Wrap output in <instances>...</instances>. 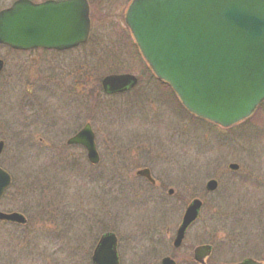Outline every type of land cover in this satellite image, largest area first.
<instances>
[{
	"label": "rangeland",
	"instance_id": "rangeland-1",
	"mask_svg": "<svg viewBox=\"0 0 264 264\" xmlns=\"http://www.w3.org/2000/svg\"><path fill=\"white\" fill-rule=\"evenodd\" d=\"M13 1L0 0V8ZM129 1L90 0V40L101 44L84 48L91 66L88 116L96 134L98 151L110 161L108 156L116 154L114 141L117 137L123 141L127 156L137 155L135 147L138 145L144 149L155 147L163 157L154 161L152 157L141 160H152L158 175L167 165H172L171 172L180 171L173 166L174 162H196V171L204 181L202 190L210 177L218 178L220 186L215 195L205 196L200 220L188 230L182 247L175 252L182 254L192 245L214 243L210 262L219 264L236 258L237 254L231 252L244 251L243 244L253 236L261 239L258 245L263 248V254L259 258L264 259V207H259V201H264V189L262 196L249 198L239 179L247 171L264 172V123L260 120L264 104L250 120L227 133L199 119L174 117V113L184 114L183 110L172 92L168 88L158 90L155 81L153 87L145 85L141 90L143 95L149 92L150 104H143V109L128 106L122 110V117L137 114L135 117L144 126L126 120L119 130L116 123L100 122L99 107L107 110L116 107L115 97L102 99L101 94H97L99 79L104 74L117 69L142 76L143 83L148 81L149 73L123 21ZM80 50L82 48L75 51L74 58ZM4 53L0 47V54ZM25 87L19 85L12 90L7 96L6 111H0V140L4 141L0 166L7 169L13 179L0 199V211H16L27 218L26 224L0 222V264H92V249L100 235L108 231L118 238L120 264H148L143 258L149 254L153 238L174 235L183 207H168L169 204L160 201L161 195L166 196L165 191H161V195L157 191L155 197L150 198V201L160 202L159 205L122 207V197L117 195L115 186L109 187L105 178L89 176V164L82 151L63 147L71 129L69 124L59 125L53 132H44L34 124V118L26 116L27 112L31 116L34 113L28 109L32 108L30 104L24 106ZM123 103L125 106L128 101ZM74 106L75 102L66 99L62 108L66 112L75 109ZM59 116L67 119L65 113ZM116 132L120 134L117 137ZM41 137L47 141L43 146L39 145ZM218 139H231L229 150H216L212 142ZM130 145L135 147L130 148ZM144 152L146 154V150ZM229 162L239 164L240 174L226 175ZM175 183L177 181H173ZM256 221L262 224L253 223ZM169 246L163 247L162 252H173L171 242ZM228 246L236 248L228 253ZM177 264L188 263L177 255Z\"/></svg>",
	"mask_w": 264,
	"mask_h": 264
},
{
	"label": "water",
	"instance_id": "water-1",
	"mask_svg": "<svg viewBox=\"0 0 264 264\" xmlns=\"http://www.w3.org/2000/svg\"><path fill=\"white\" fill-rule=\"evenodd\" d=\"M124 21L153 74L167 82L194 115L229 127L246 119L264 100V0H131ZM89 30L86 0H16L0 10V43L14 49L71 48L86 41ZM136 83L130 73L108 74L101 80L108 93L123 92ZM67 143L83 145L88 160L98 161L89 124ZM3 146L0 140V153ZM228 167L236 170L238 164ZM10 182L11 176L0 168V196ZM216 187L214 179L205 184L207 191ZM201 205L195 198L185 209L175 247ZM0 220L26 223L25 216L16 211H0ZM116 242L114 233L102 234L92 262L118 264ZM194 253L204 264L210 246H198ZM162 264L174 263L166 257ZM226 264L262 263L246 259Z\"/></svg>",
	"mask_w": 264,
	"mask_h": 264
},
{
	"label": "flooded vegetation",
	"instance_id": "flooded-vegetation-1",
	"mask_svg": "<svg viewBox=\"0 0 264 264\" xmlns=\"http://www.w3.org/2000/svg\"><path fill=\"white\" fill-rule=\"evenodd\" d=\"M15 1V0H14ZM13 1V2H14ZM35 3L44 2L46 0H31ZM89 5V18H90V30L88 33V37L86 41L80 42L74 45V47L66 48V49H55V48H30V49H14L9 44L0 43V47L3 48L4 54H0V111H6L7 106L9 105L7 96H10L12 90H15L19 85L26 86V95H24L25 100L24 106L26 108L27 105H31L28 109L34 115H30L29 112L26 113L27 117L34 118V124L41 130L46 132H53L58 130L59 125L69 124V133L67 134V138L65 139V143H63V147L65 149L79 148L85 156V159L88 162L89 168L87 169L89 172V176H95L98 178H105L108 182V186L113 188L116 187L117 195L121 196L122 207H145L146 205H159L160 202H154V199L150 201L151 197H155L157 191L161 195V191H165L166 196L163 195L160 198V201H165L166 204H169L168 207L179 206L183 207V211L178 222L177 228L182 221V217L184 215L185 209L189 205V203L198 198L202 201V205L198 211L196 219L186 228L184 237L179 246L175 247L173 245V241L175 238L176 230L174 235L171 237L170 235H164L163 237L153 238V245L150 249L148 255L145 258L147 261L145 263L152 264H162L163 258H170L174 264H177V255L181 256L184 260V263L188 264H202L201 261L197 260L195 257L194 250L196 247L201 245H209L210 253L208 256L204 258V264H216L210 262V257L214 254L215 244L214 243H201L197 245L190 246V249L186 253L179 254L175 252L179 250L185 238L187 237V232L190 228L194 227L197 222L200 220L201 210L204 204L205 196L207 195H215L218 190L220 183L218 178L210 177L206 181L210 179H214L217 182V188L212 192H207L205 189L202 190L203 179L200 174L196 171L198 167H196V162L191 161H179L178 163L173 164V166L179 167L180 171L171 172V166L167 165L164 167V172H160L158 175L155 171V163L153 162L155 159H160L163 157L161 153L159 154V150H154L151 147L148 149H144L141 146H131L130 148H137L135 150L137 155L131 154L130 156L125 155L127 150L124 149L123 141L120 140L119 132H116L114 141L116 143V154L114 156H108L110 161H106V156L99 154V160L96 163H90L87 158V152L83 145L81 144H72L67 143L68 139L73 137L76 133H78L86 124H89L92 127L91 122L89 120L88 113H90V97H91V87H90V78H91V66L89 65V55H87V51L84 49L87 45H101L100 43H92L91 39V4L90 0H86ZM12 2V3H13ZM11 3V4H12ZM10 4V5H11ZM10 5L3 7L7 8ZM3 8H0L3 9ZM54 45H67V44H54ZM82 48L83 53L77 52V57L74 58L75 51ZM17 57L15 60L14 58ZM82 58V59H81ZM138 80L134 87L120 93L107 94L101 87L99 79V84L97 86L98 95L101 94L102 99L106 97H115L116 107L115 109H105L104 107H99V114L101 121L104 124L110 123L117 125V128L120 130L124 121L129 120L130 122H135L137 125L144 126L143 123L138 122L137 114L125 115L122 117V110L126 109L128 106L131 108L143 109V104H150L151 100L149 99V92L145 95L142 94V89L146 86L153 87L155 81L159 86L158 90L168 88V85L156 79L155 77L149 75L147 76L148 81L143 83L142 76H137ZM170 90V89H169ZM173 94V93H172ZM125 95V96H124ZM131 95V96H130ZM122 96V97H121ZM129 96V97H128ZM175 99L177 100L178 105L183 110L184 114L179 113L178 115L174 113V117H178V119H199L194 115L188 114L183 107L180 105L178 99L173 94ZM66 99L71 100V102H75L76 108L69 111L64 112L62 106ZM128 101V105L124 106L123 101ZM74 106V107H75ZM103 109V110H102ZM115 112L114 113H112ZM62 112V113H61ZM74 112H77L76 115ZM59 113L67 116V119H62L59 116ZM81 115V117L79 116ZM169 116L173 117V114L170 113ZM113 117L110 121V118ZM77 119V120H76ZM125 119V120H124ZM201 120V119H199ZM203 121V120H201ZM206 122V121H204ZM208 123V122H206ZM210 124V123H208ZM216 128L215 125L210 124ZM218 128V127H217ZM92 129V128H91ZM93 130V129H92ZM222 131H230L229 129H220ZM94 132V131H93ZM95 134V133H94ZM96 140V134H95ZM51 141V140H50ZM47 142L43 137L39 138L40 146ZM182 144L184 143L180 141ZM54 143V142H50ZM114 143V144H115ZM232 142L230 140H214L212 145L215 146L216 150H229V145ZM107 144V142H106ZM132 144V143H130ZM146 150V154L144 152ZM134 151V150H133ZM134 153V152H133ZM152 157L153 161H142L141 158H149ZM170 159V157H169ZM153 162V163H152ZM230 162L227 164V168ZM240 166L238 164V168L235 171L229 170L226 175L230 174H238ZM5 169V168H4ZM8 171L7 169H5ZM194 170V171H193ZM240 174V173H239ZM242 177H240V181H243L241 184L244 186V191H246L247 196L249 198H253L254 196L260 195L262 196V190L264 189V172L256 173L254 171H247L242 173ZM109 179V180H108ZM229 179V178H228ZM233 179V177H232ZM179 180V181H178ZM231 180V179H229ZM173 181L177 183L173 184ZM205 181V183H206ZM179 182V183H178ZM204 183V186H205ZM132 185V186H131ZM172 185H175L173 187ZM131 186V187H130ZM134 198V199H133ZM171 199V200H170ZM131 202V203H127ZM259 207H264V201H259ZM262 208H260L261 210ZM262 212V210H261ZM166 213V212H165ZM263 215V214H262ZM253 223H260L262 221H256ZM262 226V225H261ZM166 233V232H165ZM261 234V233H260ZM252 235V234H250ZM117 237V236H116ZM155 240V241H154ZM261 239L250 236L248 241H246L243 246L245 247L244 251L240 253L231 252L235 250L236 247H229L227 252L237 254L236 258H231L232 260H228L219 264L225 263H237L241 262L245 259H254L258 262L264 264V259H260L259 256L263 254V248L258 245ZM172 244V248L174 249L171 253H163V247H168L169 244ZM96 245V243H95ZM94 245V247H95ZM118 245V238H117ZM92 249V252L94 250ZM120 248V247H119ZM117 247V249L119 250ZM170 249V246H169ZM91 252V255H92ZM177 253V254H176ZM90 255V258H91ZM138 256L142 258V255L139 253ZM242 257V258H240ZM159 258V260H158ZM240 258V259H238ZM149 260V261H148ZM91 262V260H90Z\"/></svg>",
	"mask_w": 264,
	"mask_h": 264
},
{
	"label": "trees",
	"instance_id": "trees-1",
	"mask_svg": "<svg viewBox=\"0 0 264 264\" xmlns=\"http://www.w3.org/2000/svg\"><path fill=\"white\" fill-rule=\"evenodd\" d=\"M133 47L135 48V50H136V52H137L138 56H140V55H139V53H138V50H137L136 46H135V45H133ZM140 60H141V58H140ZM141 61H142V60H141ZM142 62H143V61H142ZM143 65H144V67H145V70H146V72H148V73H149V72H150V70H149V68H148V67L145 65V63H144V62H143ZM113 71H115V72H116V71H117V69L109 70V72H113ZM109 72H108V73H109ZM242 123H244V122H241L240 124H242ZM12 183H13V182H12Z\"/></svg>",
	"mask_w": 264,
	"mask_h": 264
}]
</instances>
